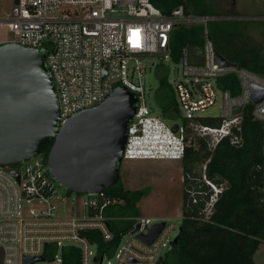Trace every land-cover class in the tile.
<instances>
[{"label": "built area", "instance_id": "1", "mask_svg": "<svg viewBox=\"0 0 264 264\" xmlns=\"http://www.w3.org/2000/svg\"><path fill=\"white\" fill-rule=\"evenodd\" d=\"M212 17L185 14L182 5L163 14L150 0H12L8 13L0 16L10 39L42 50L59 104L60 123L70 115L103 101L115 86H124L137 96L136 109L127 124L122 159L182 160L185 147L194 137L206 140L211 150L222 138L241 143V112L252 104L251 116L262 123L260 153L264 166V94L253 103V86L264 89V76L237 65H223L208 35ZM197 23L202 27L200 49L183 47L177 60L169 46L176 24ZM160 55L164 63L178 62L173 70L174 102L183 121L172 124L145 100V64L142 57ZM234 74L239 90L231 94L218 86V78ZM221 95L218 125L196 120ZM240 106V111L233 109ZM174 124V123H173ZM182 174L183 189L192 204L201 206L206 219L225 188L204 174ZM16 175H14V174ZM122 200L104 191L61 193L50 176L42 153L17 164L0 165V264H24L25 258L41 257L31 264H64L61 249L74 246L77 264H155L162 248L170 250L178 233L172 221L144 215L107 214ZM182 218V215H181ZM129 222L121 232L124 239L99 253L97 241L107 244L114 238L110 220ZM164 221L158 235L145 243L156 222ZM177 233L172 236V233ZM90 233V234H89ZM92 233V234H91ZM94 246V248H93ZM96 258L95 260H93Z\"/></svg>", "mask_w": 264, "mask_h": 264}, {"label": "trees", "instance_id": "2", "mask_svg": "<svg viewBox=\"0 0 264 264\" xmlns=\"http://www.w3.org/2000/svg\"><path fill=\"white\" fill-rule=\"evenodd\" d=\"M150 1L163 14H169L173 8L182 5L185 14L214 15L208 9L206 0ZM209 22H214V19ZM208 35L213 39L209 26ZM224 39V48L228 52L224 48V51H220L219 45L214 44L216 51L237 66L264 76V64L260 60L248 61L242 52L245 50L235 46L231 34ZM202 44L201 25L181 23L173 27L169 46L174 60L179 58L183 47L200 49ZM159 79L156 102L160 106L161 117L165 119L177 114V106L165 77ZM218 86L228 89L231 94H236L239 90V82L234 74L219 77ZM252 107V104H247L241 112L240 144L234 145L228 138H222L209 150L206 140L197 136L191 140L193 145L185 147L182 158L184 172H191L197 162L205 163V176L217 184L225 182V188L206 219L200 212L201 206L192 204L183 189L181 229L176 246L167 252L170 259L165 260V264H256L253 254L264 240V166L260 153L263 126L260 121L252 118ZM196 120L208 125H218L220 121L218 117L212 116H200ZM47 150L48 147L42 152L44 162ZM193 175L200 177V172ZM119 182L118 179L105 193L122 200V203L111 205L106 213L116 216L137 215L136 203L144 190L126 189ZM109 225L114 232L111 242L104 244L97 234L93 235L99 253L102 248L109 250L115 246L129 222L114 219L109 221ZM61 254L64 264H77V249L74 246L62 247Z\"/></svg>", "mask_w": 264, "mask_h": 264}, {"label": "water", "instance_id": "3", "mask_svg": "<svg viewBox=\"0 0 264 264\" xmlns=\"http://www.w3.org/2000/svg\"><path fill=\"white\" fill-rule=\"evenodd\" d=\"M216 58L223 65H236L218 51ZM263 94L264 89L253 86L251 101L257 103ZM136 102L133 91L115 86L103 101L60 123L58 96L45 53L17 42L0 43V165L20 163L48 147L46 166L58 184L77 193L104 191L119 179L127 124ZM233 111L238 113L240 106ZM171 129L176 131L175 123ZM163 224L154 223L139 238L149 244ZM40 259L25 258L23 263ZM161 261L159 257L155 264Z\"/></svg>", "mask_w": 264, "mask_h": 264}, {"label": "rangeland", "instance_id": "4", "mask_svg": "<svg viewBox=\"0 0 264 264\" xmlns=\"http://www.w3.org/2000/svg\"><path fill=\"white\" fill-rule=\"evenodd\" d=\"M206 5L210 12L214 13L209 22V30L212 33V41L219 45L220 51H227L224 48L225 37L228 34L233 36V43L240 49H244V55L250 62L260 60L264 64V0H206ZM12 6V0H0V16L8 13ZM186 24V23H185ZM6 29L0 26V41L8 40ZM224 48V50H223ZM228 52V51H227ZM145 64L143 74L145 80V100L153 109L154 115H160V106L156 102L159 92L160 77H165L172 94L173 70L179 67L178 62L172 64L164 63L160 55H153L141 58ZM221 95L216 92L215 102L206 108L202 115L218 116L221 112ZM170 123H182L183 118L176 114L166 117ZM202 163H195L191 172L197 174L202 170ZM182 160H146L127 161L122 159L118 173L121 185L126 189H143L144 194L136 203L138 214L148 216L154 220L163 219L174 222L178 228L181 225V201L183 197V174ZM61 193H66V189L56 182ZM177 230L172 233L174 236ZM124 239L120 236V241ZM94 248V246H93ZM169 250L162 248L160 255L162 261L170 259ZM167 253V254H166ZM256 264H264V240L258 245L253 254Z\"/></svg>", "mask_w": 264, "mask_h": 264}, {"label": "crops", "instance_id": "5", "mask_svg": "<svg viewBox=\"0 0 264 264\" xmlns=\"http://www.w3.org/2000/svg\"><path fill=\"white\" fill-rule=\"evenodd\" d=\"M127 161H136V162H138V161H146L145 159H133V160H127ZM181 203H182V201H181ZM182 215V214H181ZM116 216V215H115ZM119 220V219H118ZM122 221H125V220H122Z\"/></svg>", "mask_w": 264, "mask_h": 264}]
</instances>
